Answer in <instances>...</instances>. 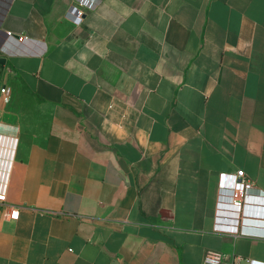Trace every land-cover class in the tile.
Wrapping results in <instances>:
<instances>
[{"label":"crops","instance_id":"0c3cea01","mask_svg":"<svg viewBox=\"0 0 264 264\" xmlns=\"http://www.w3.org/2000/svg\"><path fill=\"white\" fill-rule=\"evenodd\" d=\"M0 57V264H264V0H0Z\"/></svg>","mask_w":264,"mask_h":264},{"label":"built area","instance_id":"2783aa9c","mask_svg":"<svg viewBox=\"0 0 264 264\" xmlns=\"http://www.w3.org/2000/svg\"><path fill=\"white\" fill-rule=\"evenodd\" d=\"M98 4L99 2L95 1L92 7ZM78 13L80 16H83L84 9L82 7L79 8ZM7 34L9 37L13 35L12 32H7ZM26 39V36H20V40L25 41ZM0 93L8 101L11 89L7 86H2L0 87ZM1 143H3L2 139H0ZM219 185L220 197L215 224L216 230L235 234L249 233V230L244 226L245 220H264V212L252 211V208L256 207L264 209V191L257 188L255 183L248 178L243 170L238 169L234 172L221 173ZM7 201V184H0V208ZM19 214L20 211L18 209H12L10 218L12 220L18 219ZM225 259L226 254L220 251L209 250L204 255L205 264H222ZM242 260L243 257L241 255H234L231 263L242 264Z\"/></svg>","mask_w":264,"mask_h":264},{"label":"water","instance_id":"95a60500","mask_svg":"<svg viewBox=\"0 0 264 264\" xmlns=\"http://www.w3.org/2000/svg\"><path fill=\"white\" fill-rule=\"evenodd\" d=\"M5 63H6V58L0 57V64L4 67Z\"/></svg>","mask_w":264,"mask_h":264}]
</instances>
